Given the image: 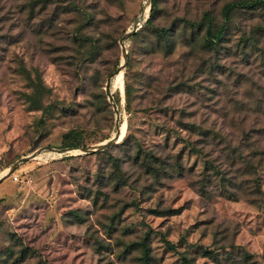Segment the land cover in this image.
I'll use <instances>...</instances> for the list:
<instances>
[{
  "label": "rangeland",
  "instance_id": "rangeland-1",
  "mask_svg": "<svg viewBox=\"0 0 264 264\" xmlns=\"http://www.w3.org/2000/svg\"><path fill=\"white\" fill-rule=\"evenodd\" d=\"M239 1L157 0L147 26L148 0H0V177L41 151L0 183V264H264V9L211 50L187 23Z\"/></svg>",
  "mask_w": 264,
  "mask_h": 264
},
{
  "label": "trees",
  "instance_id": "trees-1",
  "mask_svg": "<svg viewBox=\"0 0 264 264\" xmlns=\"http://www.w3.org/2000/svg\"><path fill=\"white\" fill-rule=\"evenodd\" d=\"M248 9V10H255V9H264V0H247V1H239L237 3H232V4H227L222 12V16L224 19V23L221 27L219 28H215V24H214V20L213 17L211 15L210 12H205V14L203 15V18L201 19V21L199 23H195V22H187L189 27V29H191V32L193 34H195L197 37H199L201 35V33L203 31H205V36H204V40H203V48L207 49V50H211V49H215L218 46H220L223 42H224V37L228 32V27L230 25V23L233 20V12L238 10V9ZM156 9H157V0H152V10H151V17L147 22V26H150L152 23V20L154 19L155 15H156ZM178 28L174 27L173 30L171 32H173L174 34H176V32ZM187 29H185L184 31L186 32ZM169 34V29L168 28H162V29H157L155 35L161 40V41H166L167 40V36ZM137 35V33L135 34V36ZM134 36V37H135ZM133 37V38H134ZM174 47L173 45L169 48V52L173 51ZM128 67H130V61L131 58L128 55ZM183 87L185 86H179L177 89H175L174 91L176 93H180L183 92ZM125 92H126V103H127V112H129V114L131 113V107H132V97L133 96V92H132V87L128 86V84H126L125 87ZM192 128L197 127L195 124L191 125ZM66 147H70V148H75L72 146H66ZM254 187L252 190H249L248 192V197L251 199L252 203H256L257 202V197H259L260 195L263 194L262 189H261V183L259 179H255L254 180ZM241 190H243V187L240 188ZM248 189V188H247ZM228 197H232L233 199H237L236 193L235 192H226ZM149 235H147V239H148ZM167 247L171 250L175 249V246L166 241L165 242ZM142 247H143V251H144V256L148 259L149 257V253H150V249L147 245V241L142 242ZM231 248L234 246H230ZM203 254L206 257H210L211 259H213V261L217 264H221L220 259L218 258L216 252H212L210 250L207 249H202ZM252 259V256L249 254H245V259L244 262L245 264H249L250 261ZM183 264H193L191 260H189L188 258L184 257L182 259Z\"/></svg>",
  "mask_w": 264,
  "mask_h": 264
},
{
  "label": "water",
  "instance_id": "water-1",
  "mask_svg": "<svg viewBox=\"0 0 264 264\" xmlns=\"http://www.w3.org/2000/svg\"><path fill=\"white\" fill-rule=\"evenodd\" d=\"M151 6H152V0H148L147 2V7L149 8V14L151 12ZM143 16L138 20V22L133 26L132 30L127 34L126 38H124L122 41H121V44L123 46L124 42H125V39H131L135 36V34L138 32V29L139 27L141 26L142 22H143ZM147 21V20H146ZM127 64H128V58H127V52L125 51V47H123V63L121 64L119 70L117 71V74L120 73L121 71L125 70L126 67H127ZM111 84H112V80L109 79L107 81V85H106V94H107V97H108V100L110 102V104L112 105L113 107V110L115 112L116 115H118V107L114 101V97H113V94L111 93ZM120 137H121V125H120V122L117 121L116 123V132H115V135L106 143L98 146V147H95V148H85L82 150V152L86 155H90V154H93V153H97V152H104L106 151L107 149H109L111 146H113L114 144H117L119 141H120ZM50 151H52L53 153H59V154H65V153H73L72 151H77V150H67V149H63V150H56V149H50ZM41 151L37 152L36 154H40ZM36 154H33L32 156L30 157H27V158H23L21 159L20 161L16 162L13 166H11L9 168V172L4 175L2 178H0V183L3 182L4 180H6L7 178H10L14 173L15 171L17 170V168L27 162V160H31V159H34L37 155Z\"/></svg>",
  "mask_w": 264,
  "mask_h": 264
},
{
  "label": "bare ground",
  "instance_id": "bare-ground-1",
  "mask_svg": "<svg viewBox=\"0 0 264 264\" xmlns=\"http://www.w3.org/2000/svg\"><path fill=\"white\" fill-rule=\"evenodd\" d=\"M146 15H147V14H146ZM148 15H149V14H148ZM122 72H123V71H121V72H120V73H118L117 75H119V76H120ZM111 85H112V84H111ZM72 152L74 153L75 151H72ZM76 152H79V151H76ZM8 172H9V171H8ZM8 172H7V173H8ZM7 173H5L4 175H6ZM4 175H2L0 178H2Z\"/></svg>",
  "mask_w": 264,
  "mask_h": 264
}]
</instances>
